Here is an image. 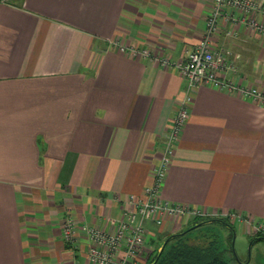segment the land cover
I'll list each match as a JSON object with an SVG mask.
<instances>
[{
  "label": "crops",
  "instance_id": "0c3cea01",
  "mask_svg": "<svg viewBox=\"0 0 264 264\" xmlns=\"http://www.w3.org/2000/svg\"><path fill=\"white\" fill-rule=\"evenodd\" d=\"M214 3L0 0V264H95L84 227L114 234L131 197H145L185 96L184 75L160 59L187 60ZM236 14L264 27L262 13ZM213 46L232 50L235 84L264 91V34L225 24ZM161 199L210 219L240 216L234 227L264 241V105L198 87ZM195 222L147 221L145 251L130 264H148Z\"/></svg>",
  "mask_w": 264,
  "mask_h": 264
},
{
  "label": "built area",
  "instance_id": "2783aa9c",
  "mask_svg": "<svg viewBox=\"0 0 264 264\" xmlns=\"http://www.w3.org/2000/svg\"><path fill=\"white\" fill-rule=\"evenodd\" d=\"M236 12L246 15L264 14V0H215L208 16L207 30L202 41L192 50L183 63H174L164 58L160 62L179 70L186 79L185 96L177 112L164 143L163 157L155 171L153 183L145 189V197L136 199L131 197L130 203L135 209L127 214V219L121 221L114 234L104 233L90 227H84L94 245L89 250V259L95 264H130V260L145 250L146 222L153 220L162 223L166 214L171 216H203L197 210H187L172 205L161 199V191L167 178L174 146L183 133L185 123L189 118L190 105L195 90L201 85H212L223 91H236L247 98L256 100L264 105V91L259 88L246 87L235 84L229 73L236 72L232 58V50H217L213 46V37L217 35L225 24L247 25L264 34V27L256 20L238 17ZM233 36V32H228ZM119 45V44H118ZM122 51L128 50L119 45ZM135 54L149 57L151 53L130 48ZM237 221H244L240 216L228 215ZM252 223V222H250ZM257 227L256 223H254ZM65 236L68 243L76 245L75 226L72 219L65 223ZM257 230H261L258 226ZM125 243V255L119 257L120 249Z\"/></svg>",
  "mask_w": 264,
  "mask_h": 264
},
{
  "label": "rangeland",
  "instance_id": "374dc122",
  "mask_svg": "<svg viewBox=\"0 0 264 264\" xmlns=\"http://www.w3.org/2000/svg\"><path fill=\"white\" fill-rule=\"evenodd\" d=\"M228 224H233V218L228 216L215 219L196 217L182 242L201 249L216 248L229 264H264V241L253 244V238L240 225L233 230Z\"/></svg>",
  "mask_w": 264,
  "mask_h": 264
},
{
  "label": "trees",
  "instance_id": "16d2710c",
  "mask_svg": "<svg viewBox=\"0 0 264 264\" xmlns=\"http://www.w3.org/2000/svg\"><path fill=\"white\" fill-rule=\"evenodd\" d=\"M228 225L234 230L233 224ZM189 231L167 236L148 264H229L216 248L201 249L184 244L182 237Z\"/></svg>",
  "mask_w": 264,
  "mask_h": 264
},
{
  "label": "water",
  "instance_id": "95a60500",
  "mask_svg": "<svg viewBox=\"0 0 264 264\" xmlns=\"http://www.w3.org/2000/svg\"><path fill=\"white\" fill-rule=\"evenodd\" d=\"M164 249V247L162 248V250Z\"/></svg>",
  "mask_w": 264,
  "mask_h": 264
}]
</instances>
